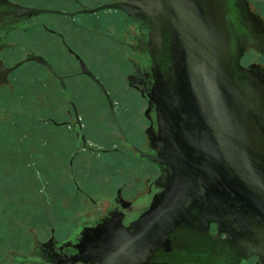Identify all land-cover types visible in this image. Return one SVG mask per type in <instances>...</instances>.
I'll use <instances>...</instances> for the list:
<instances>
[{
    "label": "flooded vegetation",
    "instance_id": "obj_1",
    "mask_svg": "<svg viewBox=\"0 0 264 264\" xmlns=\"http://www.w3.org/2000/svg\"><path fill=\"white\" fill-rule=\"evenodd\" d=\"M22 1L0 0V90L17 76L32 73L36 77L40 98L47 100L38 117L49 124L42 127H70L75 137L68 155L71 181L76 191H81L100 210L96 214H79L64 236H58L51 228L47 237L35 239L30 251L14 252L15 261L10 264H102L70 258L78 253L81 241L104 234V228L97 229L106 219H111L108 226L115 224L119 229L140 234L143 260L136 264H264V187L253 189V176L247 167L251 158L243 159L240 149L239 154L223 158V172L215 166L212 172L204 173L212 182L204 180L202 186L186 188L180 199L173 198L172 171L177 158L171 155L173 131L178 128L199 130L201 134L206 131L202 137L209 136L212 141L203 138L198 141L203 146L215 145L213 155L208 158L213 165L214 160L220 161L222 151L213 132L215 119L213 124L202 111H193L177 124L176 119L172 123L170 108L166 131L160 124L158 100L168 99L169 105L176 109V99L181 97L176 96L173 35L166 18L155 14L151 0H47L56 4L53 9L60 11L36 14L20 12L18 6ZM106 3L115 5L96 8ZM44 12L62 16H41ZM257 16L263 23L257 35L260 44L244 46L239 61L264 83V60L260 57L264 55V20L258 13ZM234 32L244 41L249 39L240 27H235ZM252 50L256 53L248 57ZM93 75L112 99L116 119L110 108L109 111L121 144L102 148L91 145L86 138L76 100L86 101L94 95L106 98ZM121 99L133 100L139 108L135 114L122 115L128 124L126 133L116 116L115 106ZM76 113L88 145L80 144L72 156L77 142L73 126ZM121 146H126L142 162L153 165L155 172L146 173L143 186L133 193H124V183L117 186L107 203L101 204L102 199L95 198L77 182L73 158L82 148L119 150L127 157ZM163 192L168 194L165 200L169 204H161ZM174 199L187 202L182 212H173ZM146 210L155 212L141 219ZM158 211L169 220H152ZM177 215L182 218L174 224L171 217Z\"/></svg>",
    "mask_w": 264,
    "mask_h": 264
},
{
    "label": "water",
    "instance_id": "obj_2",
    "mask_svg": "<svg viewBox=\"0 0 264 264\" xmlns=\"http://www.w3.org/2000/svg\"><path fill=\"white\" fill-rule=\"evenodd\" d=\"M112 5L115 4L106 3L96 8ZM151 5L156 15L166 18L173 35L174 80L178 86L176 96L181 97L176 99V109L169 105L170 100H158L160 124L165 126L166 131L170 117L172 123L176 119V123L180 124V121L193 114V111L194 113L202 111L204 115L210 117L213 124V118L215 119L216 129L213 132L217 134L222 151L220 161L214 160L215 165H213L212 160L208 158L213 155L215 145L203 146L198 141L201 138L212 141L209 136L202 137V134H207L206 131L202 134L199 130L188 131L186 128L173 131L171 139L174 153L171 155L177 157L172 171L173 198L178 196L180 199L184 196L186 188L202 186L204 180L212 182L213 179H208L204 173L212 172L215 166L220 167L219 171L223 172V158L239 154V149L242 151L240 155L244 156L243 159L251 158L247 160V167L251 169L253 176V189H262L264 187V183L262 185L264 83L257 73L239 61L244 46L252 43L260 44L257 35L263 28L262 20L250 8L248 0H151ZM18 9L25 14L60 11L23 5L18 6ZM235 27H240L249 39L242 40L234 32ZM88 72L92 75L90 71ZM93 77L104 91L111 113L116 119L112 99L103 84L94 75ZM170 108L173 114L168 117L167 112H171ZM75 116L76 122L73 126L77 142L72 156L80 144L88 145L81 129L79 116L77 113ZM119 129L123 133L120 126ZM135 149L142 154L140 149L136 147ZM186 156L190 159L183 160ZM199 156L200 158L197 159ZM200 180L201 182L198 183ZM167 195L166 192L162 193L161 204L170 203L165 200ZM174 200L171 203L173 212H182L187 202ZM153 212L155 211H144L141 219H147ZM156 215L152 220L161 222L169 220L163 212L158 211ZM181 218L178 215L171 217L174 224ZM109 221L111 219H106L104 223L98 225L97 230L104 228V234H94L91 239L81 241L78 253L70 260L82 259L85 262L98 261L102 264H136L143 260L140 254L143 243L140 234L119 229L115 224L108 226ZM150 247H154V244L150 243Z\"/></svg>",
    "mask_w": 264,
    "mask_h": 264
},
{
    "label": "rangeland",
    "instance_id": "obj_3",
    "mask_svg": "<svg viewBox=\"0 0 264 264\" xmlns=\"http://www.w3.org/2000/svg\"><path fill=\"white\" fill-rule=\"evenodd\" d=\"M248 1L264 20V0ZM21 5L56 8L47 0H23ZM41 16L62 15L44 12ZM250 52L248 57L256 53ZM260 57L264 60L263 54ZM4 87L0 90V264H10L15 261L14 252L30 251L35 239L47 237L51 228L58 236H64L79 214H96L100 209L81 191L77 192L71 181L68 155L75 137L70 127H42L49 124L38 117L47 100L40 98L36 77L32 73L17 76ZM76 102L91 145L103 148L121 144L104 96ZM61 104L64 107L63 101ZM115 108L126 133L128 124L122 115L135 114L139 108L135 101L126 99L117 100ZM121 147L127 157L119 150L82 148L73 158L77 182L95 198L102 199L101 204L107 203L117 186L124 183V193H133L143 186L146 173L155 172L153 165L132 156L126 146Z\"/></svg>",
    "mask_w": 264,
    "mask_h": 264
},
{
    "label": "trees",
    "instance_id": "obj_4",
    "mask_svg": "<svg viewBox=\"0 0 264 264\" xmlns=\"http://www.w3.org/2000/svg\"><path fill=\"white\" fill-rule=\"evenodd\" d=\"M31 115H33V114H31Z\"/></svg>",
    "mask_w": 264,
    "mask_h": 264
}]
</instances>
